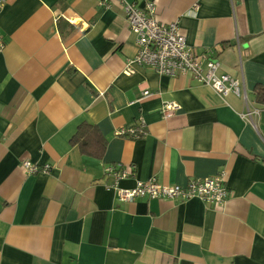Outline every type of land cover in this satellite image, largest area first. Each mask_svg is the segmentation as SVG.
<instances>
[{
	"label": "crops",
	"instance_id": "crops-1",
	"mask_svg": "<svg viewBox=\"0 0 264 264\" xmlns=\"http://www.w3.org/2000/svg\"><path fill=\"white\" fill-rule=\"evenodd\" d=\"M124 2L178 21L198 54L242 80L247 101L131 65ZM0 35V264H264V106L253 94L264 85V0H9ZM167 102L181 108L165 120ZM248 108L260 111L253 121ZM140 120L145 137L117 135ZM82 123L107 140L102 160L70 144ZM27 160L51 170L29 175ZM118 165L135 166L120 188L224 173L230 195L223 206L122 203L105 174Z\"/></svg>",
	"mask_w": 264,
	"mask_h": 264
},
{
	"label": "built area",
	"instance_id": "built-area-1",
	"mask_svg": "<svg viewBox=\"0 0 264 264\" xmlns=\"http://www.w3.org/2000/svg\"><path fill=\"white\" fill-rule=\"evenodd\" d=\"M9 0H0V11ZM123 2V0H121ZM102 5H105L104 3ZM124 12L128 26L136 36L138 53L131 61L132 64L148 67L160 75L176 77L177 75L191 74L200 84L211 87L220 96L230 93L243 97L247 101V94L242 88V80L220 72L219 63L206 60L203 55L188 44L186 37L180 32L179 22L161 23L155 19V4L147 3L144 8L136 3L124 2ZM198 6L191 13L196 15ZM5 49V43L0 35V54ZM127 72L131 71L127 69ZM152 96L149 90L143 91L137 103ZM131 103V104H133ZM248 103V102H247ZM180 105L176 102H167L161 109L162 118L168 120L179 111ZM260 113L259 110L249 108L241 116L249 121ZM147 125L144 120L131 127H123L117 132L119 136L140 139L146 136ZM23 167L29 175L49 172L50 165L39 166L31 161H24ZM135 172V166H108L105 174L112 180L108 189L117 191L120 202H131L135 199L168 200L185 202L198 199L207 205L223 206L229 198L230 192L225 185L224 173L205 179H191L186 185H165L156 178L146 181L137 180L134 187L124 189L118 182L127 179ZM113 187V188H111Z\"/></svg>",
	"mask_w": 264,
	"mask_h": 264
},
{
	"label": "trees",
	"instance_id": "trees-1",
	"mask_svg": "<svg viewBox=\"0 0 264 264\" xmlns=\"http://www.w3.org/2000/svg\"><path fill=\"white\" fill-rule=\"evenodd\" d=\"M253 94L255 103L264 106V85H256ZM70 144L78 147L82 155L96 160H102L107 151V140L97 127L89 123L79 125Z\"/></svg>",
	"mask_w": 264,
	"mask_h": 264
}]
</instances>
